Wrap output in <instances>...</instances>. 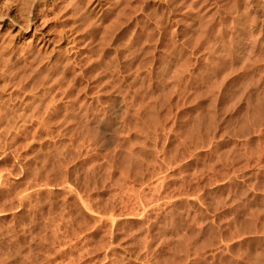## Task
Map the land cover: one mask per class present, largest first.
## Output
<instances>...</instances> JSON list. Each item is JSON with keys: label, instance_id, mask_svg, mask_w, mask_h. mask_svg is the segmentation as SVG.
<instances>
[{"label": "rangeland", "instance_id": "rangeland-1", "mask_svg": "<svg viewBox=\"0 0 264 264\" xmlns=\"http://www.w3.org/2000/svg\"><path fill=\"white\" fill-rule=\"evenodd\" d=\"M139 1L0 70V264H264V0Z\"/></svg>", "mask_w": 264, "mask_h": 264}, {"label": "bare ground", "instance_id": "bare-ground-1", "mask_svg": "<svg viewBox=\"0 0 264 264\" xmlns=\"http://www.w3.org/2000/svg\"><path fill=\"white\" fill-rule=\"evenodd\" d=\"M75 1H77V0H75ZM74 0H73V2H75ZM79 1V0H78ZM82 2H84V4L85 5H83L84 7H82V8H80V7H78V6H80V5H82L83 3L82 2H79V3H81L80 5L78 4V6L76 5V4H74L75 6H77L78 7V9L80 10H78V17H79V20L80 21H85L86 20V17H90L89 18V20H91V21H93V19L94 18H92L91 16H90V14H91V12H93V11H95V10H97V12L98 11H101L102 10V8L105 6H108L107 4L109 3V0H81ZM127 1V3H128V0H126ZM139 1V0H138ZM143 2H144V0H142ZM142 1H141V3H142ZM146 1V0H145ZM155 1V0H154ZM164 1V0H163ZM166 1V0H165ZM59 2H61V0H0V70L2 69V67H5L6 66V63H7V61L9 60V58H11V55L13 54V53H18L19 51V53H18V56L20 55L21 56V58L22 57H25L26 58V56H27V53L29 52V53H31L30 52V50H34V49H37L38 50V52H40L41 53V55L44 57V56H46L45 58H47V60H45V58H44V60L45 61H47V62H49L50 63V61H54V60H56L58 57V52L56 51V48H61V44H63V46H62V48L61 49H63V51H65L64 53L66 54H70V51H73L74 52V54H77V52L78 51H76L77 49H75L76 47L77 48H79L78 46L80 45H75V43L77 44L78 43V40L76 39V36H73L74 35V33H73V30H72V33H73V35L72 36H70V35H65V34H63V31H65L63 28L59 31V33L57 34V36L55 37V39H53L50 35H48V34H50L49 32H47L48 30H49V28H51V27H48L49 26V16L50 15H52L53 16V23H54V25L55 24H58L59 22H61L62 20H64L65 18H66V14L68 13V7H69V5L70 4H66L61 10H59V7H58V10L59 11H57V12H55L56 10H57V8H56V6H57V4L59 3ZM119 2H120V0H119ZM121 2H123V1H121ZM120 2V3H121ZM130 2V1H129ZM140 2V1H139ZM72 3V2H71ZM111 3V2H110ZM124 3V2H123ZM148 3V2H147ZM162 3V2H161ZM169 3V2H168ZM17 4H19V5H17ZM114 4V3H113ZM119 4V3H118ZM126 4V3H125ZM157 4V3H156ZM126 5H128V4H126ZM130 5V4H129ZM133 5V4H132ZM136 5V4H135ZM135 5H133V6H131L132 7V9H135V8H133ZM121 6V5H120ZM124 4H123V6H122V8H124ZM167 6V5H166ZM169 6V5H168ZM111 7H112V5H111ZM127 7V6H126ZM136 7H138V5L136 6ZM81 9H82V11H81ZM112 9V8H111ZM117 9V8H116ZM115 9V10H116ZM127 9V8H126ZM125 9V10H126ZM138 9V8H137ZM167 9V8H166ZM104 10V9H103ZM110 10V9H109ZM124 10V9H123ZM128 10H129V7H128ZM127 10V11H128ZM131 10V9H130ZM129 10V11H130ZM122 11V10H121ZM128 11V13H130ZM140 11V10H139ZM138 11V12H139ZM146 11V10H145ZM51 12H53V13H51ZM55 12V13H54ZM117 12V11H116ZM118 12H120V11H118ZM123 12H125V11H123ZM123 12H122V14H123ZM132 12V11H131ZM136 12H137V10H136ZM144 12V11H143ZM155 12V11H154ZM168 12V11H167ZM101 13V12H100ZM106 13V12H105ZM114 13V12H113ZM126 13V12H125ZM80 14V15H79ZM122 14H121V16H122ZM101 15V14H100ZM112 15V14H111ZM120 15V14H119ZM124 15V14H123ZM130 15V14H129ZM132 16H133V14H131ZM143 15V14H142ZM141 15V16H142ZM67 16H70V14L69 15H67ZM105 16V15H104ZM107 16V15H106ZM105 16V17H106ZM109 16V15H108ZM114 16H116V15H114ZM114 16H112V18L114 17ZM121 16H119V17H121ZM131 16V17H132ZM146 16V15H145ZM100 17V16H99ZM118 17V15L116 16V19H121V18H119ZM154 17V16H153ZM111 18V17H110ZM115 18V17H114ZM122 18H123V16H122ZM149 18V17H148ZM168 18V17H167ZM68 19L69 18H67V20H66V22L68 21ZM107 19V18H106ZM136 19H138V18H136ZM160 19V18H159ZM64 20V21H65ZM75 20H76V18H75ZM98 20V19H97ZM113 20V19H112ZM115 20V19H114ZM134 20V19H133ZM70 21V20H69ZM87 21V20H86ZM90 21V22H91ZM94 21H95V19H94ZM99 21V20H98ZM103 21V20H102ZM122 20H120V22H121ZM137 21V20H136ZM166 21V20H165ZM66 22H65V24H66ZM90 22H87L88 23V25H89V23ZM111 22V21H110ZM115 22V21H114ZM118 22V21H117ZM120 22H119V24H120ZM138 22V21H137ZM147 22V21H146ZM156 22V21H155ZM72 23V22H71ZM85 23V22H84ZM94 23V25L95 24H98V22L97 23H95V22H93ZM92 23V24H93ZM108 23H109V21H108ZM107 23V24H108ZM113 23V22H112ZM111 23V24H112ZM124 23H125V20H124ZM91 24V23H90ZM91 24V25H92ZM104 24V23H103ZM117 23H115V25H116ZM72 25H73V23H72ZM83 25H85L84 26V28H86L87 27V25H86V23L85 24H83ZM91 25H89V26H91ZM110 25V24H109ZM139 25V24H138ZM70 26V25H69ZM89 26L87 27V28H89ZM96 26V25H95ZM107 26V25H106ZM113 26V25H112ZM111 25H110V29H112L113 30V28H111L112 27ZM118 26H121V25H118ZM48 27V29H46ZM55 27V26H54ZM94 27V26H93ZM103 27V26H102ZM101 27V28H102ZM108 27V26H107ZM140 27V26H139ZM71 28H73V27H71ZM119 28H122V27H119ZM124 28V27H123ZM115 29L116 28H114V31H115ZM126 29V28H125ZM84 30V29H83ZM98 30V29H97ZM105 30V29H104ZM106 30H107V28H106ZM117 30V29H116ZM132 30V29H131ZM77 31V30H76ZM92 31H94V29L92 30ZM100 31H102V30H100ZM118 31V30H117ZM117 31H115V32H117ZM88 32H89V30H88ZM115 32H114V34H115ZM121 32V31H120ZM91 33V32H90ZM103 33V32H102ZM106 33V32H105ZM104 33V34H105ZM112 33V32H111ZM124 33V32H123ZM109 35H113V33L112 34H110V32L108 33ZM95 35V34H94ZM101 35H103V34H101ZM104 36V35H103ZM117 36V35H116ZM100 37V39H101V36H99ZM115 37V36H114ZM118 37H119V35H118ZM113 38V37H112ZM117 38V37H116ZM81 39V38H80ZM82 40V39H81ZM102 40H104L103 38H102ZM102 40L100 41V40H96V41H100V43H103V42H105V41H103L102 42ZM80 41V40H79ZM140 41V40H139ZM83 43V42H82ZM98 43V42H97ZM96 43V44H97ZM106 43V42H105ZM115 43H117V42H115ZM133 43V42H132ZM85 44V43H84ZM89 44V43H88ZM111 44H112V42H111ZM70 45H72L71 47H70ZM83 45V44H82ZM92 45V44H91ZM90 45V46H91ZM105 45H107V46H109L110 45V43H109V45L108 44H104V46ZM84 46H88V45H84ZM96 46V45H95ZM103 46V47H104ZM116 46V45H115ZM89 47V46H88ZM92 47V46H91ZM96 47H100V44L99 45H97ZM106 47V46H105ZM104 47V48H105ZM122 47V46H121ZM80 48H82V47H80ZM85 48V47H84ZM87 48V47H86ZM101 48V47H100ZM126 48V47H125ZM49 49H51L50 51H49ZM60 49V50H61ZM75 49V50H74ZM96 49V48H95ZM102 49V48H101ZM100 49V50H101ZM116 49V48H115ZM98 50V49H97ZM102 50H104V49H102ZM107 50V49H106ZM105 50V51H106ZM126 50V49H125ZM34 51H36V50H34ZM49 51V52H48ZM91 51V50H90ZM37 52V53H38ZM84 52V51H83ZM28 53V54H29ZM40 53H38V54H40ZM72 53V52H71ZM114 53V52H113ZM117 53V52H116ZM44 54H46V55H44ZM59 54H60V51H59ZM73 54V53H72ZM91 54V53H90ZM105 54V53H104ZM110 54V53H109ZM120 54V53H119ZM14 55V54H13ZM60 55H62V54H60ZM78 55V54H77ZM89 55V54H88ZM19 56V57H20ZM69 55H66V57H67V59H66V62H65V64H64V66H62V64H60L61 66H62V68H61V70L60 69H58V70H60V75L57 73V72H55V73H57L59 76L58 77H62V79H64V78H66V77H64V73H61V71H63V69L65 70L66 69V71H67V69H68V67H69V65H71L73 62H71L70 61V57H68ZM74 56L75 55H73V58H71V59H74ZM79 56V55H78ZM104 56V55H103ZM29 57V56H28ZM64 57V56H63ZM117 57V56H116ZM40 58V57H39ZM82 58H84V60H86L85 59V57H84V54H83V57ZM42 59V57L39 59V60H41ZM75 59H77V58H75ZM75 59L74 60H72V61H74V63L75 64H77L78 65V63L80 62H77V61H75ZM91 59V58H90ZM61 60V59H60ZM59 60V61H60ZM65 60V59H64ZM81 60V59H80ZM92 60V59H91ZM43 61V60H42ZM83 61V60H82ZM88 61H90V60H88ZM87 61V62H88ZM93 61V60H92ZM95 61V60H94ZM9 62V61H8ZM11 62V61H10ZM9 62V64H11ZM40 62V61H39ZM44 62V61H43ZM55 63H56V61H54ZM54 62L52 63V64H54ZM58 62V61H57ZM61 63H62V61H60ZM95 62H97V61H95ZM94 62V63H95ZM64 63V62H63ZM89 63H91V62H89ZM88 63V64H89ZM51 64V63H50ZM49 64V65H50ZM81 64H83V63H81ZM99 64V63H98ZM114 64V63H113ZM40 65V64H39ZM55 65V64H54ZM53 65V66H54ZM60 65H57L58 67L60 66ZM80 65V64H79ZM50 66H52V65H50ZM76 66V65H75ZM39 67V71H40V66H38ZM48 67V66H47ZM46 67V68H47ZM92 67H94V66H92ZM54 68V67H53ZM53 68H52V70H53ZM73 68V67H72ZM42 69H43V67H42ZM49 69V68H48ZM48 69H46V71L48 70ZM51 69V68H50ZM56 69H57V67H56ZM73 70V69H72ZM9 71V70H8ZM7 71V72H8ZM38 71V72H39ZM50 71V70H49ZM53 72V71H52ZM65 72V71H64ZM68 72V71H67ZM40 73H41V71H40ZM47 73V72H46ZM45 73V75H47ZM63 74V75H62ZM76 74V73H75ZM78 74H80V73H78ZM77 74V75H78ZM42 75V74H41ZM44 75V76H45ZM67 74H65V76H66ZM73 74H71L70 76H72ZM29 76H31V75H29ZM79 76V75H78ZM3 77H4V80H6L5 79V76L3 75ZM32 77V76H31ZM43 77V76H42ZM49 77V76H48ZM64 77V78H63ZM34 78V77H33ZM37 78V77H36ZM46 78H47V76H46ZM81 78V77H80ZM29 79V78H28ZM35 79V78H34ZM38 79V78H37ZM40 79V78H39ZM44 79V78H43ZM42 79V80H43ZM59 79V78H58ZM67 79V78H66ZM65 79V80H66ZM70 79V78H69ZM74 80V77L73 78H71V80ZM26 80H27V78H26ZM25 79H24V81H26ZM45 81H47V79H44ZM57 80V79H56ZM60 80H61V78H60ZM84 80V79H83ZM3 81V80H2ZM28 81V80H27ZM26 81V82H27ZM35 81V80H34ZM39 81V80H38ZM41 81V80H40ZM75 81H77V80H75ZM22 82H23V80H22ZM36 82V81H35ZM34 82V83H35ZM48 82V81H47ZM67 82V81H66ZM33 83V82H32ZM37 83V82H36ZM41 83V82H40ZM40 83H38V84H40ZM65 83V82H64ZM4 84H5V82H4ZM45 84V83H44ZM27 85V84H26ZM26 85L24 86V88L26 87ZM35 85V84H34ZM37 85V84H36ZM36 85H35V88H36ZM41 85V84H40ZM39 85V86H40ZM46 85V84H45ZM29 87V86H28ZM31 87V86H30ZM44 87V86H43ZM15 88V87H14ZM33 88V86L29 89V88H27L26 87V91H30L31 89ZM35 88H34V90H35ZM16 89V88H15ZM27 89H29V90H27ZM38 89V88H37ZM36 89V90H37ZM41 89V88H40ZM11 90V89H10ZM13 90V89H12ZM18 90V89H17ZM42 90V89H41ZM20 91H25V90H21L20 89ZM10 92V91H9ZM35 92V91H34ZM33 92V93H34ZM42 92V91H41ZM25 93V92H24ZM30 92H28V93H26V96H27V94H28V96L29 95H36L35 93L34 94H29ZM10 94V93H9ZM13 94H15V93H13ZM11 95V94H10ZM39 95H41V94H39ZM44 95V94H43ZM0 96H1V93H0ZM13 96H15V95H13ZM12 96V97H13ZM42 96V95H41ZM22 97V96H21ZM30 97V96H29ZM28 97V98H29ZM35 97V96H34ZM40 96H37L36 97V100H37V98H39ZM8 98H10V97H8ZM14 98V97H13ZM13 98H10V99H12V101H14V99ZM16 98V97H15ZM30 98H33L32 96L30 97ZM40 98H42V97H40ZM39 98V99H40ZM17 99V98H16ZM34 99V98H33ZM36 100H34V101H36ZM41 100V99H40ZM8 101V100H7ZM11 101V102H12ZM16 101V100H15ZM22 101V100H21ZM23 101H24V99H23ZM22 101V102H23ZM28 101V100H27ZM5 102H6V100H5ZM28 102H30V101H28ZM42 102V101H41ZM3 103V102H2ZM13 103H16V102H13ZM24 103V102H23ZM36 104V103H35ZM2 106V105H1ZM15 106V105H14ZM13 106V107H14ZM22 105H20V107H21ZM28 106V105H27ZM20 107H18V108H20ZM36 107V106H35ZM24 108V107H23ZM15 109H17V107L15 108ZM21 109H22V107H21ZM23 111V110H22ZM18 112H21L19 109H18ZM13 113V112H12ZM23 113H25L24 111H23ZM9 114L10 115H13V114H11L10 112H9ZM17 114V113H16ZM40 114V113H39ZM19 115H22V114H19ZM15 116V115H14ZM11 126V125H10ZM1 177H2V175H0ZM261 211V210H260ZM255 216V215H254ZM259 217V216H258ZM257 219V218H256ZM255 220V219H254ZM259 221V220H258ZM262 223H264V221L262 222ZM253 225V224H252ZM261 226H263V225H261ZM264 227V226H263ZM254 230V229H253ZM258 230V229H257ZM239 232V231H238ZM256 233V232H255ZM239 234H240V232H239ZM260 235V234H259ZM262 235V234H261ZM241 236V235H240ZM257 236V235H256ZM255 236V237H256ZM263 238H264V236H263ZM253 242V241H252ZM248 244V243H247ZM263 245V244H262ZM256 251V250H255ZM260 252V251H259ZM261 254V253H260ZM258 255H259V253H258ZM246 256V255H245ZM259 258H261L260 257V255H259ZM255 259H256V262L255 263H257V264H259V260H258V256L256 255L255 256ZM263 259V258H262ZM257 260H258V262H257ZM243 261V260H242ZM245 262V261H244ZM243 262V263H244ZM263 264V263H262Z\"/></svg>", "mask_w": 264, "mask_h": 264}]
</instances>
